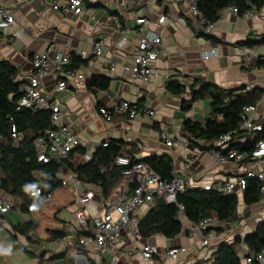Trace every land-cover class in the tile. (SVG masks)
Returning <instances> with one entry per match:
<instances>
[{
  "label": "built area",
  "instance_id": "2783aa9c",
  "mask_svg": "<svg viewBox=\"0 0 264 264\" xmlns=\"http://www.w3.org/2000/svg\"><path fill=\"white\" fill-rule=\"evenodd\" d=\"M25 1L0 3V44L19 38L20 30L15 28L16 13ZM44 1L66 22L69 16L90 18L88 5L102 2L111 13L108 20L113 24V34L118 38L113 41L110 36L97 37L88 49L83 47L73 49L68 45L60 50L54 44H50L45 50L32 53L30 59L32 72L16 81L22 94L18 107L52 111V128L35 142L38 161L43 164H48L53 159L64 160L73 149L83 146L82 139L72 127L62 123V107L56 97L57 94L66 91L74 90L78 93L77 87L82 86V81L90 78L89 65L73 69V56L87 61L88 64L107 65V69L95 72L92 76H102L112 81L116 79L118 73L122 74L126 81L138 85V95L141 97L145 92L148 93L147 89L153 83L155 64L170 58L164 47L162 31L177 25L179 12L193 30L203 35L211 34L227 13L240 16L237 8L230 7L219 11L215 23L208 22L197 7V0ZM240 17L244 20L259 18L264 22V7L261 11L252 8ZM58 26L59 24L55 23L52 29H58ZM216 54L215 49L204 52L203 58L207 60ZM259 60H264L262 48L247 49L242 65L247 70H254ZM49 81H52V85H49ZM168 83L169 81L164 83L165 88ZM255 88L257 85H248L244 90L252 91ZM156 110L142 104L139 98L120 99L110 106L100 107L99 115L105 123L111 124L121 116H125L128 122L139 117L153 118ZM263 114L261 101L255 105L245 106L235 131L224 134L210 143L208 151L199 150L197 154H185L181 160L178 159L180 156L179 153L176 154V149L178 147L185 151L186 145L191 144L190 137L171 130L170 123L161 124L156 133L158 141L168 149L173 161L170 179H162L147 164L124 151L114 163V166L122 169L120 180L113 193L103 197L100 205L93 203L94 192L86 190L89 191L86 193V186L80 183L76 173L61 176V188H72L80 205L73 215L72 226L76 233L88 234L79 239L82 252L73 255L75 264H118L122 256L134 259L138 256L142 262L160 263L177 261L180 256L192 252L196 253L192 262L208 261L212 259L219 245L234 244L236 239H241L237 252L242 264H264V248L259 253H251L242 242L246 235L228 230L230 221L225 224L209 217L197 223L189 222L184 216V207L177 203L178 196L192 189L213 191L224 197L236 196L240 200L250 181L260 182L263 184L261 190H264V139L256 141V135L264 124ZM10 135L16 143L22 139L14 125L11 127ZM252 143L254 145L249 151H239L241 147L250 146ZM204 156L208 160L203 161ZM85 159L91 160V155L88 153ZM132 159L135 161L134 164ZM200 163L202 165L199 168ZM222 173V176L215 177ZM33 179L35 186L27 188L32 198L28 205L30 213L36 212L39 206L49 203L53 197L52 194L41 197L42 185L39 174H33ZM160 200L178 207L177 219L185 226L184 233L189 240L188 245L164 248L142 239L138 227L139 215L148 212ZM23 204L25 205L24 202ZM263 205L264 196L258 204L249 209ZM16 206L17 204L10 199L0 197V218L6 216ZM92 206H96L95 211L91 210ZM258 218L259 222H264L261 215ZM126 241L134 243L135 246L123 250ZM86 256L90 258L91 263Z\"/></svg>",
  "mask_w": 264,
  "mask_h": 264
},
{
  "label": "crops",
  "instance_id": "0c3cea01",
  "mask_svg": "<svg viewBox=\"0 0 264 264\" xmlns=\"http://www.w3.org/2000/svg\"><path fill=\"white\" fill-rule=\"evenodd\" d=\"M6 2H8L7 4H12L13 0H0V3ZM88 9V13L93 19H90L91 16L90 18L87 16H69L66 22L52 11L44 0H26L23 2L21 9L16 13L17 25H15V28L20 30L19 38L15 41L0 44V61H8L18 70L15 82L21 76L32 72L30 63L32 53L45 50L47 45L54 44L60 50H63L68 45L73 49L78 47L88 49L92 41L97 37L110 36L113 41L118 38L117 35L113 34V24L108 20L111 13L103 6L102 2L98 1L96 4L89 5ZM179 14L177 25L169 29H163L162 31L164 47L169 53L170 58L168 60H160L155 64V76L152 85L147 89L148 93L145 92L140 97L138 95V85L129 83L122 74L118 73L116 79L111 81V85L107 91L95 90L89 92L86 89L85 81H82V86L78 85L79 87H77L79 89L78 93L73 90L56 95L62 107V123L72 127L82 139L83 146H85L89 153H93L97 147L103 145L105 142L122 141L126 144V151H132V155L137 160L151 156L169 155L168 149L157 139L156 132L161 124L166 125L170 123L169 128L182 135L184 133L182 131L184 119L200 122L202 117L198 103H195L189 112L185 113L182 111V103L190 99L189 91H187L188 88L198 89L203 84H212L228 92L248 85H257V87L262 88L264 91V70L255 68L254 70H247L243 68L242 60L244 52L248 48L238 45L246 40L257 42L261 40L262 36H264V22L262 20L259 18L244 20L240 16L227 13L222 21L215 26L211 34L203 35L193 30L192 26L184 19L183 14L180 12ZM55 23L59 24L58 29H52V25ZM214 49L217 51L214 57H210L207 60L203 58L204 52H210ZM87 65L90 66V69H88L91 73L90 77L95 72L98 73L102 69H107V65L99 66L92 63H87ZM166 81L186 86L187 93L181 96L170 95L164 86ZM49 85H52V81H49ZM133 87H135L136 91H132ZM132 98H139L142 104L156 108L155 116L153 118L139 117L130 122L125 120V116H121L114 123L107 124L99 115L100 107L110 106L113 102L120 99ZM261 106L264 110V97L261 101ZM262 116L264 117V114ZM186 146L185 151H181L177 147L176 154L178 155L179 153V160L185 154L193 155L199 152V149L194 148L190 143ZM202 159H204L203 161L208 160L205 156ZM201 165L200 163L198 167L200 168ZM223 173L217 174L215 177L222 176ZM86 188L94 192L93 203L99 198L97 205H100L103 199L101 190L93 186H86ZM60 189L71 190L73 197H76L72 188ZM0 197H6L17 204L10 213L0 218V227L3 224V220H7L14 212L21 215L20 217L22 218V221H17V223L11 225V238L14 235L12 230L14 225L33 222L35 228H37L39 225L34 219V215L52 206L53 203V205H59L52 197L49 203L39 206L36 212L30 213L27 210V213H23L20 209V207L24 206L23 201L6 195L2 191H0ZM91 210L95 211L96 206H92ZM241 210L248 211L249 207H246L243 200L239 199L238 208L231 220ZM44 212L48 213L46 210L42 213ZM58 212L53 215L55 220L58 219L56 216ZM73 215L71 216V220L59 222L60 224L57 227L50 226L49 228H45L47 231L60 230L68 234L67 238L62 241L50 242L49 238L44 239V242H47V246L50 249H61L58 253L49 252L48 254L37 256L34 251L29 249V244L36 242L32 237L34 230L29 234L32 243L25 245L24 240L25 242L27 241L20 235L17 236V240L26 246L28 252L33 254L32 258H36L39 264H48L51 258L63 253L66 256L65 260L62 261L63 264H72V262L75 264L73 254L81 253L82 249L75 246L73 242L76 236L75 229L72 226ZM255 219L258 220L256 222L257 226L260 220L259 218ZM184 229L185 226H183L182 233L173 240L155 236L148 241L164 248L186 246L189 244V240L186 233H184ZM255 230L256 228L252 224H248L245 234H253ZM156 238L160 239L161 243L158 244ZM129 246L132 247L135 244L126 241L122 249L125 250ZM12 249L13 251H19L13 248V244ZM21 254L23 253L21 252ZM42 257L44 260L40 262ZM107 258L110 259L109 256ZM87 259L91 263L90 258L87 257ZM123 260L127 264H156V262H142L138 256L136 259L122 256L120 261Z\"/></svg>",
  "mask_w": 264,
  "mask_h": 264
},
{
  "label": "trees",
  "instance_id": "16d2710c",
  "mask_svg": "<svg viewBox=\"0 0 264 264\" xmlns=\"http://www.w3.org/2000/svg\"><path fill=\"white\" fill-rule=\"evenodd\" d=\"M89 6V5H88ZM197 7L203 17L211 23L218 19L219 11L235 7L241 16L246 11L256 8L261 11L264 7V0H197ZM216 42V41H215ZM240 47L252 49L255 47L264 50V36L260 41L246 40L238 44ZM72 67L76 69L87 65L73 56ZM244 68V67H243ZM255 69L264 70V60H259ZM18 70L11 63L5 60L0 61V191L25 203L20 207L23 213H27L28 205L32 198L27 188H33L35 182L33 174H39L42 185V195L55 193L62 187L61 176L69 173H76L80 183L85 186L99 188L103 197L110 196L116 184L120 180L121 168L114 166L115 160L124 151L126 144L122 141H109L89 153L85 146L73 149L64 160L53 159L48 164L38 161L35 150V142L43 137L52 128V111L31 110L19 108L21 98L19 85L15 82ZM111 80L102 76H92L85 81L87 91H107ZM166 91L172 96H181L188 92L190 99L182 103V111L189 112L192 106L199 101H209L210 118L204 123L184 119L182 131L189 136L191 144L200 151H208L210 143L217 140L224 134L235 131L240 122V114L245 106L255 105L263 100L264 91L257 87L252 91H245L244 87L235 91H225L212 84H203L200 88H188L177 84L168 83ZM14 125L21 136V141L16 143L10 135ZM264 139V124L262 130L257 133L256 141ZM196 140H199L197 143ZM252 145L241 147L239 151H249ZM130 151L129 153H131ZM91 155V160L86 161L85 156ZM132 154V153H131ZM147 164L152 171L168 180L171 177L173 161L167 154L162 156H151L140 159ZM132 159V164H134ZM263 184L256 181L248 182L243 192V203L246 207L258 204L264 196ZM177 203L184 207V216L189 222L197 223L205 218H215L227 224L238 208L239 198L236 196L224 197L213 191L192 189L177 198ZM179 209L176 205H169L160 200L145 214L139 215V231L143 240L160 236L167 240L177 238L183 231V225L178 221ZM35 229L33 222H25L14 225V235L11 240L13 248L23 254L33 257L26 246L18 242L17 236H23L26 241L32 243L30 232ZM50 242L62 241L68 234L60 231H48ZM75 246L79 247V239L88 235L87 233H76ZM251 253H259L264 248V222L256 226L253 234L246 235L242 241ZM241 239H236L234 244H221L208 261L196 260L191 264H242V259L237 252V245ZM65 253L59 254L50 259V262L65 260ZM43 257L40 262H43ZM118 264H127L124 260Z\"/></svg>",
  "mask_w": 264,
  "mask_h": 264
},
{
  "label": "rangeland",
  "instance_id": "374dc122",
  "mask_svg": "<svg viewBox=\"0 0 264 264\" xmlns=\"http://www.w3.org/2000/svg\"><path fill=\"white\" fill-rule=\"evenodd\" d=\"M135 90V87L132 88V91ZM134 91V93H135ZM130 98V97H128ZM209 101L203 100L198 102V107L201 109L202 117L200 120V123H204L207 119L210 118V112H209ZM89 190L88 188L85 189ZM86 193H89V191H86ZM53 199L59 204V205H53L44 209L48 213L40 212L34 215V219L36 220L37 224L39 225L37 228L34 229V232L32 234V237L36 240L35 243L29 244L31 242H25V245L28 243V248L31 249L36 253L37 256H40L42 254H48L50 253H58L61 251V249L53 248L50 249L47 246V242H44V239L50 238V233H48L45 228H49L50 226L57 227L59 222L68 221L71 220L72 214L75 213V211L79 208V202L76 197H73L72 191L70 190H64L59 189L58 192H56L53 195ZM95 204L99 203V198L94 202ZM60 211L58 212V210ZM57 213V218L54 219L53 215L54 213ZM42 213V214H41ZM41 214V215H40ZM264 218V205L258 206L253 209L247 210H241L238 212L236 217H234L232 220H230V224H228V230L241 233H246L248 224H252L256 228V222L258 221L255 218H258L260 216ZM21 215L16 214L15 212L12 213V215L7 218V220H3V224L0 227V264H39L38 260L36 258H32L31 256H26L21 254L19 251H13L12 249V240L10 237L11 232V225L14 223H17V221H22ZM17 218V219H16ZM51 227V228H52ZM45 230V231H44ZM246 235V234H245ZM42 238V239H41ZM22 241V239H21ZM40 243H39V242ZM156 242L159 244L161 243L160 239L156 238ZM23 243V241H22ZM37 248V249H36ZM49 249V250H48ZM63 250V248H62ZM196 253L192 252L191 254H185L179 257L177 261H161L160 263L156 264H191L194 255ZM74 255V254H73ZM47 257V256H46ZM48 264H63L62 260L50 262ZM73 264V262H72ZM139 264V263H137Z\"/></svg>",
  "mask_w": 264,
  "mask_h": 264
}]
</instances>
